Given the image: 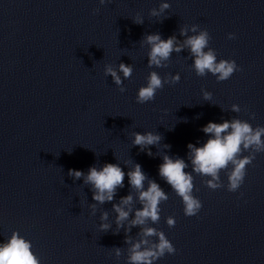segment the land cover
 <instances>
[{
    "label": "clouds",
    "instance_id": "9594fccd",
    "mask_svg": "<svg viewBox=\"0 0 264 264\" xmlns=\"http://www.w3.org/2000/svg\"><path fill=\"white\" fill-rule=\"evenodd\" d=\"M111 0H99L101 5L110 3ZM170 8L167 2H161L159 8H152L149 12L151 17H160L165 10ZM99 9L94 10V14ZM168 17H165V19ZM134 23L141 25L143 18L137 14ZM191 33V34H189ZM179 35L183 40L177 39L174 34L167 39H162L161 34L156 32L145 34L141 39V45H147L148 68H166L173 53L188 51L192 58V69L197 76L204 77L209 73L216 77L218 82L226 81L242 69L235 60H217L216 51L210 47L211 35L206 29H201L198 24L185 25L180 27ZM229 40L236 38L234 33H229ZM133 73L131 64L119 63L114 67L106 64L104 75L111 76L113 83L121 93L126 89L122 86L123 80L130 79ZM122 74V75H121ZM180 74L161 77L157 71H150L146 77V85L138 89L136 103L145 104L154 101L158 90L163 89L165 84L174 85L180 81ZM203 99L210 101L212 93L201 90ZM224 110V109H223ZM231 112H241V107L232 104ZM255 113L249 114V119L254 120ZM201 131L208 136V139L200 146L189 143L187 145V159L191 164V172L186 171L189 163L183 158L172 157L168 154L162 156V163L158 172L163 179L181 198L184 215L192 217L198 215L202 208V201L196 197L194 192V176L192 173L202 177H209L204 184L210 190L227 189L229 192H237L245 181L247 167L252 165L257 153H264V126L253 127L247 120L239 118L223 119L222 122H208ZM132 146H139L141 152H146L149 157L154 153L151 146L161 143L162 136L152 131L131 133ZM166 149L170 145L164 144ZM244 153H248L244 155ZM227 177V184L221 180V172ZM69 177L73 180L83 179L84 185L91 186L92 199L95 203L89 205L91 214L95 215L98 205L112 202L117 190L124 187L125 176L130 186L129 194L112 204V212L115 213L113 222L109 221V212L103 211L100 214L99 228L101 232L107 233L112 230L113 234H119L124 230V243L126 248L127 264H155L166 254L175 255L176 248L166 237L162 230L150 226L160 221V205L169 199L168 194L155 180L150 179L142 170L140 164L134 166L125 173L119 163H105L102 167L91 166L87 173L80 170L70 169ZM199 191V189H195ZM135 193V197L133 195ZM241 195H243L241 193ZM139 204L141 207L137 208ZM115 224V230L112 225ZM166 224L172 228L176 221L172 216L166 218ZM138 227L139 231L135 236L130 235L132 229ZM31 241L13 231L11 236L0 242V264H41L40 258L33 252ZM115 257L119 259L124 249L113 247Z\"/></svg>",
    "mask_w": 264,
    "mask_h": 264
}]
</instances>
